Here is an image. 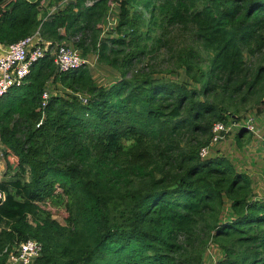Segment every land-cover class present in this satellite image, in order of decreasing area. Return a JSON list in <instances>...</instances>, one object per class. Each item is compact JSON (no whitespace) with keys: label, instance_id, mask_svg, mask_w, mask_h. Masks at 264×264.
Here are the masks:
<instances>
[{"label":"trees","instance_id":"1","mask_svg":"<svg viewBox=\"0 0 264 264\" xmlns=\"http://www.w3.org/2000/svg\"><path fill=\"white\" fill-rule=\"evenodd\" d=\"M37 32L47 53L0 98V264L28 240L33 264H264L253 178L201 156L216 123L264 113V0H0V43ZM60 46L120 77L59 71Z\"/></svg>","mask_w":264,"mask_h":264},{"label":"built area","instance_id":"2","mask_svg":"<svg viewBox=\"0 0 264 264\" xmlns=\"http://www.w3.org/2000/svg\"><path fill=\"white\" fill-rule=\"evenodd\" d=\"M45 43L39 32L11 45L0 43V98L6 96L12 88L21 87L26 83L33 64L43 58L48 51ZM54 53L55 64L61 72L77 70L82 65L87 64L78 49L60 46ZM50 96L49 90L44 92V107ZM246 128L257 135L253 119L248 120ZM229 130L228 125L216 123L212 129L211 144L201 150V156H208L210 148L222 142ZM261 141L264 147V138ZM4 199L5 195L0 192V204ZM41 252L42 246L38 242L28 240L16 246L9 257L8 264H33Z\"/></svg>","mask_w":264,"mask_h":264},{"label":"rangeland","instance_id":"3","mask_svg":"<svg viewBox=\"0 0 264 264\" xmlns=\"http://www.w3.org/2000/svg\"><path fill=\"white\" fill-rule=\"evenodd\" d=\"M114 17L115 14L112 16V18ZM84 59L87 61V65L90 66L93 76L99 85L109 86L113 81L120 77L118 73L100 65L95 56L91 55ZM164 72L165 70L163 72L159 71L155 73L153 77H169L180 83L189 82L184 71L182 70L178 71L177 76ZM50 91L53 92V87L50 88ZM247 117L253 119V124L256 128L257 135L252 133L246 134L244 140L242 141L243 146L239 147L237 144L236 134L241 128H246L248 119L243 118L240 123L235 124L230 122L228 124L230 130L228 131L227 135H225L224 140L219 144L214 145V147L211 148L212 151L210 150V153H212V155L220 153L221 155H225L231 159L239 171L247 173L251 178H253V184L256 193L260 197H264V147L261 141L264 138V113L263 115L258 116L256 115V111L251 110ZM2 158L3 157L0 156V180H3L5 177H7L5 175L7 173L6 163ZM10 175L12 174L8 173L7 178H9ZM44 207L49 209L53 213L54 217L62 224L65 223L67 212L63 206H53L48 203L44 205ZM220 257V253H218L216 249H209L205 255V264H215V262L219 260Z\"/></svg>","mask_w":264,"mask_h":264},{"label":"water","instance_id":"4","mask_svg":"<svg viewBox=\"0 0 264 264\" xmlns=\"http://www.w3.org/2000/svg\"><path fill=\"white\" fill-rule=\"evenodd\" d=\"M49 44H50V43H45L47 50H48V46H49Z\"/></svg>","mask_w":264,"mask_h":264},{"label":"crops","instance_id":"5","mask_svg":"<svg viewBox=\"0 0 264 264\" xmlns=\"http://www.w3.org/2000/svg\"><path fill=\"white\" fill-rule=\"evenodd\" d=\"M219 144V143H218ZM216 145V144H215ZM214 147V146H213ZM213 147H211V148H213ZM210 148V150L212 151V149ZM210 152V151H209ZM216 251H218V250H216ZM218 253H220L219 251H218Z\"/></svg>","mask_w":264,"mask_h":264}]
</instances>
